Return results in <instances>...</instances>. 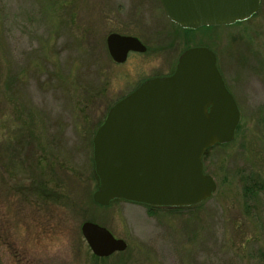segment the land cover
<instances>
[{"label": "rangeland", "instance_id": "374dc122", "mask_svg": "<svg viewBox=\"0 0 264 264\" xmlns=\"http://www.w3.org/2000/svg\"><path fill=\"white\" fill-rule=\"evenodd\" d=\"M136 20L156 41L173 27L157 0H0V264H264V191L247 201L244 190L264 182V0L248 21L187 31L175 56L211 48L241 113L235 140L203 157L216 192L182 212L93 201L96 131L129 82L169 69L176 50L144 66L134 58L122 77L105 42L139 33ZM40 153L54 162L44 173L61 187L50 185L60 201L15 192L42 173L31 160ZM86 222L128 249L97 261L81 233Z\"/></svg>", "mask_w": 264, "mask_h": 264}, {"label": "water", "instance_id": "95a60500", "mask_svg": "<svg viewBox=\"0 0 264 264\" xmlns=\"http://www.w3.org/2000/svg\"><path fill=\"white\" fill-rule=\"evenodd\" d=\"M168 18L188 30L231 26L254 17L262 0H160ZM110 56L123 63L145 51L135 38L112 34ZM238 103L214 52L191 48L176 72L152 79L116 103L93 138L98 189L95 204L126 201L156 208H189L212 198L217 184L204 172L203 157L232 143L240 125ZM81 233L92 254L109 258L127 250L105 227L86 222Z\"/></svg>", "mask_w": 264, "mask_h": 264}, {"label": "flooded vegetation", "instance_id": "af4514ba", "mask_svg": "<svg viewBox=\"0 0 264 264\" xmlns=\"http://www.w3.org/2000/svg\"><path fill=\"white\" fill-rule=\"evenodd\" d=\"M157 1L160 4V8L162 9L164 15L169 20L171 25H173V27L171 28L172 29L171 33H169L171 29L168 31V30H164L162 27H160V28H162L161 30L165 31V32H163V31L160 30V32L163 35L165 34L163 36V39H166V41H160L161 39H158L159 41H156V37H157L156 35L155 36L149 35L151 33L147 34V33H145L142 30V28H144L146 23H142L141 21H138V20H142L143 22L144 21L146 22V20H145V15L141 14V15H139L140 19L136 20V23H132V25H133V28H135L134 26H136V25L141 26V27H139V29H141L142 31L140 30V32L137 33V34H127V33H112V34H118V35L123 36V37H132V38L137 39L142 44V46L145 47V51H143V52L130 51L127 54L126 60L123 63H116L112 59V57L110 56V52H109V49H108L107 39H108V37L110 35H112V34H110L106 38V42H105L106 52H107V56L109 58V61L113 65H115V67L119 70L120 75L122 77H124V78L127 77V75H129L130 71L134 70V69H131V68H136V66L133 64L134 58L138 59V60L141 59V65L144 66V65H147L148 63H152L153 61H156V60H158L160 62L164 61L165 58H166L165 55L169 56L170 53H168V52H170L172 49H176V50H173V53L171 54V59H172L171 67L169 69H166L165 71H162V72H159V71H157V73H154L156 71H154V72H152V71L146 72L145 74H143V75L139 76L138 78H136L131 83L129 82L128 89H127L128 90L127 94L122 96L116 103H118L119 101L123 100L124 98H126L127 96H129L130 94L135 92L141 85H143L144 83H146L149 80L157 79V78H165V77H169V76L173 75L176 72L180 57L187 50H189L191 48L205 47V46L186 47L185 50L182 51L181 54H179V57H178L176 63H174L175 56L178 54L179 48L181 47V45L184 42L187 43L186 42L187 41L186 38H184V33H186L187 31H192L193 32V31H196V30H187V29H184L181 26L177 25L176 23L172 22L168 18V16L166 15L160 0H157ZM117 24H121V22H117ZM142 24H143V26H142ZM136 28H138V27H136ZM201 29H213V28H201ZM205 48H208L209 50L214 52L209 47H205ZM216 57H217V55H216ZM217 67H218V59H217ZM218 69H219V71H220V73H221V75L223 77V74H222V72H221L219 67H218ZM138 205H141V204H138ZM143 206H146V205H143ZM148 208L151 209L152 211H162V210L163 211H168L169 210L167 208H156V207H150V206H148ZM115 238L120 239L117 236Z\"/></svg>", "mask_w": 264, "mask_h": 264}, {"label": "trees", "instance_id": "16d2710c", "mask_svg": "<svg viewBox=\"0 0 264 264\" xmlns=\"http://www.w3.org/2000/svg\"><path fill=\"white\" fill-rule=\"evenodd\" d=\"M32 136L33 135L29 133L28 139L32 140L31 142L33 143L34 139ZM16 150H17L16 148H12L10 150V152L11 153L16 152ZM16 154L19 155L18 153H16ZM48 157L49 156H45L43 153H40V155L33 157L31 159L33 162L34 169L38 170L39 172L41 171L42 173L38 174V176H36V177L35 176L33 177L35 179L33 180V184L31 186L25 187V188L22 187L21 188L22 190H20V188H18V187H15V189H16L15 192H18L20 194V196H23L24 198L30 197L32 195L38 199L44 198V200H46V201L49 200V198L52 200H55V201L56 200L60 201V195L59 194L57 195L56 192H54L50 186V185L54 186V184L55 185H58V184H56L53 181L54 176L50 175L53 173L52 168H53L54 162L52 164L48 163V160H49V159L47 160ZM34 162H36V163H34ZM44 171H49L50 174H45ZM94 176H95V174H94ZM95 178H96V176H95ZM53 188L60 190L57 187H53ZM244 190H245L246 200L247 201L249 199L251 200L254 195H258L264 191V182L259 181L258 183H254L253 186L246 185ZM191 208H194V207H191ZM191 208L169 209L168 211H172V212L180 211V212H182L184 210H189ZM93 257L97 261H107L109 259V258L101 259V258H97L95 256H93Z\"/></svg>", "mask_w": 264, "mask_h": 264}]
</instances>
